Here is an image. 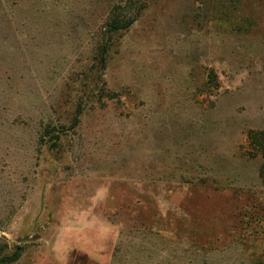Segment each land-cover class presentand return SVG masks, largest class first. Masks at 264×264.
<instances>
[{"label": "rangeland", "instance_id": "1", "mask_svg": "<svg viewBox=\"0 0 264 264\" xmlns=\"http://www.w3.org/2000/svg\"><path fill=\"white\" fill-rule=\"evenodd\" d=\"M0 15V256L255 264L237 239L264 235L246 226L264 207V0H0Z\"/></svg>", "mask_w": 264, "mask_h": 264}, {"label": "trees", "instance_id": "2", "mask_svg": "<svg viewBox=\"0 0 264 264\" xmlns=\"http://www.w3.org/2000/svg\"><path fill=\"white\" fill-rule=\"evenodd\" d=\"M139 9V7H138ZM137 8L134 9V11L128 15V16H123L119 17L118 15H113L111 17V20L106 23V28L108 32L112 31H117L121 29H126L129 27L132 22L134 21L136 14H137ZM2 16L0 15V20H2ZM107 46L104 45L103 47L100 48V54H101V62L104 61V54L106 53ZM103 54V56H102ZM255 204L251 208L250 213H248V219H247V225H250V228L253 224L254 220H263L264 221V207L259 206L258 209L254 208ZM251 228V232H252ZM239 242L242 243V245L247 246V248H251V250L248 253V256L253 260L255 264H264V235L263 236H258L255 235L254 232L253 234L248 237H241L240 239H237ZM257 250V251H256ZM21 255V248L19 246H15V249L12 251V253L8 256L3 255L0 256V263L1 264H9L12 263L13 261L17 260Z\"/></svg>", "mask_w": 264, "mask_h": 264}, {"label": "crops", "instance_id": "3", "mask_svg": "<svg viewBox=\"0 0 264 264\" xmlns=\"http://www.w3.org/2000/svg\"><path fill=\"white\" fill-rule=\"evenodd\" d=\"M64 236V233H63V235H62V237L61 238H59V239H61V240H64V238L65 237H63ZM69 245L71 246V244L69 243ZM57 263L56 264H66L63 260H61L60 259V254L58 253V255H57ZM54 260V259H53ZM55 262H56V260H55Z\"/></svg>", "mask_w": 264, "mask_h": 264}]
</instances>
